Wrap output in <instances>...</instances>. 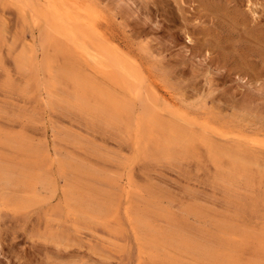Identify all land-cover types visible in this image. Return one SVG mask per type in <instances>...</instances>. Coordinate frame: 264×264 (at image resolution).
Returning a JSON list of instances; mask_svg holds the SVG:
<instances>
[{
  "label": "rangeland",
  "instance_id": "1",
  "mask_svg": "<svg viewBox=\"0 0 264 264\" xmlns=\"http://www.w3.org/2000/svg\"><path fill=\"white\" fill-rule=\"evenodd\" d=\"M52 19L99 35L140 86L98 70ZM0 135L41 151L52 181L24 209L0 207V264H191L170 248L150 257L135 221L143 211L161 231L235 242L233 260L264 264V0H0ZM6 148L3 164L31 161ZM61 159L103 189L107 217L67 203Z\"/></svg>",
  "mask_w": 264,
  "mask_h": 264
},
{
  "label": "bare ground",
  "instance_id": "2",
  "mask_svg": "<svg viewBox=\"0 0 264 264\" xmlns=\"http://www.w3.org/2000/svg\"><path fill=\"white\" fill-rule=\"evenodd\" d=\"M70 2L71 1H69L68 3H70ZM70 4H73V2ZM75 8H76V6L74 7V9ZM50 25L54 26L56 28V30H57L56 33L61 38L62 37H68L73 42L79 41V43H80L79 46H80V50H81L82 54H84L91 61V63L94 64L96 68H98V70L104 71L105 73H110L111 70H116L119 73L126 75L128 80H131L132 83L135 82L133 85L137 84V87L140 86L139 74L135 70L137 68L134 69L131 65H129L128 64L129 61L127 60V62H128L127 63L123 59V56H121L119 53H117V51L115 49H113L109 46H106L105 43L102 41V39H100L98 37L99 35L98 36L97 35H92V36L88 35V36H90L88 38H87V36H84V37L80 36V31L78 29L72 30L71 28L68 27V25L66 26L65 24L57 23L53 19L50 20L49 26ZM46 39L49 43H51L52 41H55V38L53 39V38H51V36H48ZM77 44L78 43H76L75 45L77 46ZM63 69L67 70V71H65L66 72V79L76 83L78 85L77 89H79L81 91L82 89L86 88L85 82L84 81L82 82L80 80V78H78V76L76 75V73L74 71L69 70V68L65 69V67ZM42 70H43V67H42ZM68 71L70 74L68 73ZM49 87L50 86L46 87L47 91L52 93V91H50L51 89L49 90ZM59 92H57V93L61 94ZM53 93H55V92H53ZM141 103H142L143 108H145L146 112L151 111L152 105H151V100H150L149 96H146V97L144 96L143 99H141ZM111 105H112V107H114V109H117V107H121L122 104L114 101ZM121 108L130 109L129 104H127V103L125 105L123 104V106ZM130 110H132V109H130ZM5 136L4 137L2 136L3 138L2 137L0 138V143L2 145H5L7 147L6 149H8V148L11 149L12 152H14L17 156L20 154H28L27 156L31 155V157H30L31 161H30V159H29V161H26L27 157L23 156L21 163H20V160H18L19 164L15 165L13 163L14 161L12 160L13 161L12 163L14 165H12V164L9 165V163L3 164L1 159H0V161H1L0 162V207L2 208L3 205L6 206L8 204V205H11L13 207V209H24V208L28 207L34 201V199H33V193L35 192L34 187L37 185L40 187V189L52 190V181L48 177L47 169H44V163L41 164L38 162V159L36 160V158L40 155L41 151L38 152L39 150L37 151V149H34L32 146L30 148V146H28V144H26L23 140H21L18 137L14 138L15 136L14 137H7V135H5ZM177 136H178V134H177ZM169 138H170V136H169ZM182 139H184V138H182ZM185 139H187V138H185ZM188 140H189V138H188ZM151 143H152V141H151ZM182 143L183 142L177 143L178 145L176 147H179V144L183 145ZM159 150H160V148L158 149V151ZM161 152H162V150H161ZM163 152H165V151H163ZM173 154H175V153H173ZM16 155L14 157H16ZM0 157H2V155H0ZM19 158H21V155ZM23 158H25L26 160L24 161ZM59 167H60L61 172L64 173V176H65L63 181H65V185H66L65 198L67 200V203H70L71 206H74L75 208L80 210L82 212L81 214L84 218H90V217L91 218L92 217L105 218V217H107V215L110 212L109 206H108V204H110V203H108V201L106 200V198H105L106 195L104 194L105 192L103 191V189H101L95 183H90L89 185L80 183V181L77 177L78 175H81V176L86 175L87 176V174H90L86 171V168L82 167L80 164L70 163L69 161L67 162L64 159L59 162ZM92 182H93V180H92ZM49 190H46V191H49ZM30 195H31V197H30ZM134 212H132V213L134 214ZM199 212H201V210ZM142 213H140V214L138 213L139 215L134 214L136 216L135 221L137 223L136 225L138 227L140 234L142 236H144V238H145L142 240V241H145V243L144 242L142 243V241H141L142 238L141 239L139 238L141 241L140 244L141 245H143V244L147 245V248H149L150 251H149V249L145 250V251L146 252L148 251V253L151 252L152 249L155 251L154 253H149L150 255L154 254V256H155V253H157V257H159L158 255L160 253L161 254L164 253L162 251L165 248H167V249L170 248V249L174 250L176 253H178L176 255H177V257H179V260H180L181 256H183V258H184V256H186V257L188 256L189 260L191 259V261H192L191 264H201V263H203V264H258L257 262L259 260L258 261L254 260L251 262L247 260L246 263H242V262H238L236 260H233L232 255H230V253H229L233 249L232 246H234V243H235L232 239L231 240L234 242L233 245L226 244L228 240L224 239V241L225 240L226 241L225 242L222 241L221 247L220 246L213 247V246H211L212 244L211 245L206 244L207 243L206 240L204 242H202L203 240L200 239L201 241H199V239L197 237L193 236L194 238H197V239H193L191 237H188V236H190L191 233L186 236L187 233L185 231L186 234L183 235L181 232H183L184 230L179 232L176 228V231H174L175 229L174 230L172 229L173 231H169V232H168V230L161 231V230H159V228L152 226L154 224H152V225L149 224V221H148L149 219L147 218V215H146L147 211H143ZM190 215H192L193 217H195L197 219L203 218L202 214L200 215V214H198V212L197 213H191ZM135 216H133V217H135ZM206 219H208V218H206ZM187 221L189 222V220H187ZM219 224L224 225V223H219ZM182 225H183V222H182ZM227 225H229V226L228 227L225 226V227H223V229L222 228L221 229L223 231H228V229L231 230V227L233 228V226H232L233 224L232 225L227 224ZM230 225H231V227H230ZM184 226H186V225H183V227ZM190 227H192V226H190ZM155 228H157V229H155ZM191 229H193V228H191ZM189 231H191V230H188L187 232H189ZM193 231H194V229H193ZM241 231H243V230H241ZM235 232H237V231H235ZM192 233H195V231ZM227 233L228 232H226V234ZM239 233H243V232H239ZM236 234H238V233H236ZM199 235H201V234H199ZM232 235H233V232H232ZM209 236L211 237V235H209ZM241 237H243V236L241 235ZM260 242L263 244V241H260ZM213 243L215 244V242H213ZM236 244L238 246V242ZM141 245H140L141 248L145 247V246H141ZM258 245L261 246L260 243ZM240 246H242V245L240 244ZM243 246H244V244H243ZM259 246L257 248H259ZM147 248L145 247V249H147ZM169 251H171V250H169ZM174 251H173V253H175ZM240 251H241V249H240ZM162 255L165 256L166 253L162 254ZM176 255H175V258L177 259ZM150 257L152 258L153 256L151 255ZM253 257L256 258L257 256L254 255ZM186 259H188V258H186ZM182 262H184V261H182ZM260 264H262V263L260 262Z\"/></svg>",
  "mask_w": 264,
  "mask_h": 264
}]
</instances>
